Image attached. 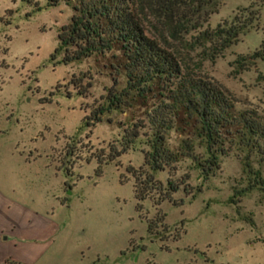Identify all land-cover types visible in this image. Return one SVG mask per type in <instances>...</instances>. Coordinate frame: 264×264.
<instances>
[{"label":"rangeland","instance_id":"1","mask_svg":"<svg viewBox=\"0 0 264 264\" xmlns=\"http://www.w3.org/2000/svg\"><path fill=\"white\" fill-rule=\"evenodd\" d=\"M49 1L0 0V184L6 182V193L25 198L38 211L52 208L51 218L59 224L58 254L70 264H264V185L236 194L253 180L243 167V149L233 145L206 176L181 157L171 176L187 172V185L159 202L152 195L133 196V177L125 167L141 164L140 139L94 173L95 155L106 153L122 129L156 103L157 86L85 124L84 115L114 86L111 64L120 60V51L57 61V29L72 8L62 0ZM261 1L211 0L208 6L215 10L198 28L229 19L250 2L259 4L257 20L212 57L195 43L198 28L181 29L177 36L162 33L188 73L214 80L233 98L234 109L253 110L264 120V59L238 70L233 62L261 41L264 48ZM144 14L145 31L161 40L159 17L152 10ZM82 74L90 85L77 94L71 80ZM124 83L117 75L115 88ZM185 136L186 130L173 128L166 141L175 147ZM249 163L264 179V155L250 153ZM154 175L165 180L168 173ZM52 193L67 206L58 205Z\"/></svg>","mask_w":264,"mask_h":264},{"label":"trees","instance_id":"2","mask_svg":"<svg viewBox=\"0 0 264 264\" xmlns=\"http://www.w3.org/2000/svg\"><path fill=\"white\" fill-rule=\"evenodd\" d=\"M62 1L70 4L72 13L57 29V43L53 49L55 54H59L57 61L80 60L112 48L119 49L121 55L120 60L111 64L115 71L114 86L107 89L102 102L84 115L85 124L99 121L101 114L110 108L130 105L131 100L137 96L144 97L154 84L157 86L156 103L136 121L125 126L117 142L108 145L106 153L95 155V174L101 172L102 163L115 159L140 139L144 144L141 164L125 167L133 177V196L141 200L152 195L159 202L170 199L171 192L180 184L183 187L187 185V172L179 177L171 176L181 157L190 158L206 176L218 166L220 155L235 145L245 151L243 167L253 176L251 183L236 189V194L264 185L259 170L252 169L249 163L250 153L264 155V120L253 110L234 109L233 98L224 88L206 76L188 73L171 47L164 43L163 31L177 36L181 29L200 27L208 14L215 10L208 6L211 0ZM56 2L58 0H51L48 4ZM145 10H152L159 17L161 40L145 31ZM258 15L259 4L250 2L229 19L223 18L212 27L198 28L194 35L195 43L203 45L210 57L218 55L235 42L238 34L245 32ZM54 56L51 53L49 58ZM255 58L264 59L263 41L251 52L238 54L233 59L236 70L249 66ZM119 74L124 76L125 83L116 89ZM84 76L71 80L77 94H85L90 85L89 79L83 80ZM173 128L186 130V136L175 147L166 141L167 132ZM163 169L168 173L165 180L156 178L155 172ZM152 222H147L148 230Z\"/></svg>","mask_w":264,"mask_h":264},{"label":"crops","instance_id":"3","mask_svg":"<svg viewBox=\"0 0 264 264\" xmlns=\"http://www.w3.org/2000/svg\"><path fill=\"white\" fill-rule=\"evenodd\" d=\"M51 195L58 205L67 206L56 193ZM52 211L35 210L25 198L6 193V182L0 184V264H70L58 254L59 224L52 220Z\"/></svg>","mask_w":264,"mask_h":264}]
</instances>
